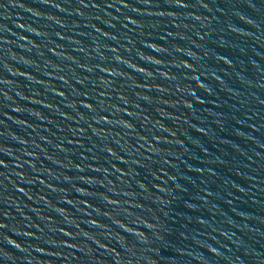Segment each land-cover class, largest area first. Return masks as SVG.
<instances>
[{
    "label": "water",
    "instance_id": "95a60500",
    "mask_svg": "<svg viewBox=\"0 0 264 264\" xmlns=\"http://www.w3.org/2000/svg\"><path fill=\"white\" fill-rule=\"evenodd\" d=\"M0 264H264V0H0Z\"/></svg>",
    "mask_w": 264,
    "mask_h": 264
}]
</instances>
